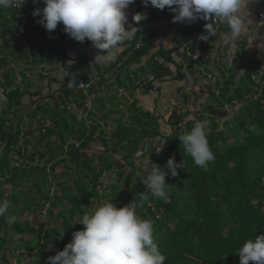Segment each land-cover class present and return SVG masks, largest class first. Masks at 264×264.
Returning a JSON list of instances; mask_svg holds the SVG:
<instances>
[{"label": "trees", "instance_id": "16d2710c", "mask_svg": "<svg viewBox=\"0 0 264 264\" xmlns=\"http://www.w3.org/2000/svg\"><path fill=\"white\" fill-rule=\"evenodd\" d=\"M45 6L42 0H25L0 12V200L9 201L7 215L16 217L12 224L0 217V264H48V258L83 229L78 223L83 213L104 200L118 207L132 202L146 190L142 180L151 171L143 173L134 161L158 139L161 152L151 161L163 168L174 157L184 168L166 178L171 186L166 199L149 197L137 211L153 222L166 264H240L238 249L264 233V73L259 72V61L253 59L256 64L248 65L235 89L230 86L235 85L237 68L224 66L223 82L214 85L220 94L207 85L211 97L193 111H181L190 102L184 93V102L173 107L165 123L156 109H142V115L130 120L112 106L118 90L132 94L131 107L137 110L136 92L150 94L156 82L173 75L169 66L176 64L169 52L160 48L150 54L158 35L153 24L167 19L173 24L170 9L150 6L147 19L135 25L139 33L121 53L122 64L101 68L93 64L91 41L71 44L63 24L49 33L39 23L41 17L33 12ZM220 25L217 20L215 27ZM200 31L201 26L196 27L186 42L185 70L177 67L174 77L179 82L186 81V74L208 80L215 37L202 47L210 51L206 62H186L187 49L193 51L195 41L207 35ZM79 45L87 50L77 51ZM79 80L88 87L80 89ZM237 106L232 117L227 108ZM112 116L116 129L100 134L99 122L107 127ZM118 120L125 124L118 125ZM202 120L208 123L207 138L216 157L207 171L178 140ZM166 128L168 134L162 132ZM97 141L101 149L89 153ZM60 231L66 232L62 240Z\"/></svg>", "mask_w": 264, "mask_h": 264}, {"label": "clouds", "instance_id": "9594fccd", "mask_svg": "<svg viewBox=\"0 0 264 264\" xmlns=\"http://www.w3.org/2000/svg\"><path fill=\"white\" fill-rule=\"evenodd\" d=\"M24 2L25 0H0V12ZM42 2L46 6L43 9L37 8L33 16L41 17L39 23L49 33L55 31L58 24H63V31L70 38L81 43L91 41L98 50L93 64L114 62L115 51L125 41L133 39L140 31L135 25L147 19L144 13H136L132 17V23H129L126 10L136 0ZM143 4L145 8L151 5L159 10L167 7L174 13L173 23L214 19V23L205 24L207 38L216 37L217 20L226 23L229 32L223 36L222 41L226 46L238 40L249 23V16L245 14L246 0H143ZM207 136L208 123L202 120L196 121L190 130L178 137L184 152L205 171L216 160ZM72 142L76 141H70L69 145L75 146ZM143 164L151 169L142 180L146 190L138 193L124 207L105 201L95 210L83 213L78 220L84 226L83 229L74 232L71 242L55 256L49 257L48 264H166L167 257L155 242L153 222L142 218L137 210L144 207L149 197L167 198V190L171 186L166 183V178L176 177L178 169L184 168L183 161L178 164L172 157L161 168L148 156ZM9 208V201L0 200V217H4L7 224H12L16 217L7 215ZM58 233L62 240L66 232ZM236 253L240 264H264V233L255 240L248 239Z\"/></svg>", "mask_w": 264, "mask_h": 264}, {"label": "crops", "instance_id": "0c3cea01", "mask_svg": "<svg viewBox=\"0 0 264 264\" xmlns=\"http://www.w3.org/2000/svg\"><path fill=\"white\" fill-rule=\"evenodd\" d=\"M246 5L247 7L245 10V14L249 16V23L247 25V30L241 35L238 40L233 41L227 46L224 45L222 42L223 36L229 32V29L224 22H221L220 26L224 24L222 27H216V30L219 29L220 31L219 35L212 40L213 55L211 60L207 64V69L208 73L213 77L212 79L207 78L208 80H206L202 76L200 77V75L190 76L188 74H186L185 82H179L174 78L177 76V67H181L182 71L185 70L186 65L182 63V58L186 42L189 41L191 37L190 33H192L193 30L196 29V27L200 26L201 31L205 32V24H207L208 21L200 19L199 21H186L183 23L176 22L170 24L167 19L164 21L155 22L153 24V27H155V29L157 30L158 35L157 41L150 54H153L161 48L170 53V56L173 59V63L176 65L169 66L173 75L170 78L164 80L163 83L156 82V88L153 92H151L150 94H142L141 92L135 93L136 99H138L137 107L150 112H153L156 109V114L158 113L163 115L164 112L168 111L167 109L169 106L171 107L172 105H175V103L171 105L170 102L174 101L177 96H182L184 93L190 95V101L192 100L193 96L196 95L204 96L205 98L203 101L206 102V100L212 95L209 87L208 89L206 88L207 85L212 87V91L216 94L217 92H220V89L215 88L214 85L216 82H223V79L221 78V71L223 70L224 66L231 69L237 68L235 71V78L233 79L235 85L233 87L230 86L231 89H235L237 86H240V81L245 73V69L251 63L256 64L257 60L259 61V72L261 74L264 73V18H259V13H264V0H246ZM150 6L151 5L145 8L143 0H136V2L130 5L126 10L129 23H132V17L137 12H143L146 15L147 10L150 9ZM169 16L170 19L173 20L174 13L171 10L169 11ZM131 40L125 41L123 45L115 51L116 60L114 62L98 65L101 68H104L109 66L111 63L116 62L120 66L122 64L121 62H119L121 61V53L129 47V41ZM69 42L72 44L75 42L77 43L78 41L71 38ZM90 48L94 51L95 55L98 54V50L95 49L92 42L90 43ZM75 49L80 52H85L86 48L85 46L79 45ZM253 59H256V61L253 62ZM144 63L145 60H143L141 65H143ZM69 67H74V65L71 64ZM134 69L135 67L132 66L130 68V72ZM216 74L217 78L214 77ZM181 87L184 89L179 92L178 90ZM40 88H43V86H41ZM202 90L204 91V93H202ZM117 93L118 96L114 97L115 101L112 103V106L119 107V109H121L122 112L125 113V117H127V113L129 111L128 109L133 99L129 96L128 92L125 93L121 90H118ZM160 99L161 102L159 103ZM111 108L112 107H109L108 110H110ZM29 109L30 107L27 109V111ZM173 110V107L169 109V111L171 112ZM26 113L27 112H25L24 114ZM115 118L116 116H112V120H109L108 122L114 124L113 119ZM99 124L103 125L104 122H99Z\"/></svg>", "mask_w": 264, "mask_h": 264}, {"label": "rangeland", "instance_id": "374dc122", "mask_svg": "<svg viewBox=\"0 0 264 264\" xmlns=\"http://www.w3.org/2000/svg\"><path fill=\"white\" fill-rule=\"evenodd\" d=\"M201 33H202V31H200ZM215 78H217V74L214 76ZM114 78V77H113ZM113 78H112V80H113ZM114 82V81H113ZM116 82H114V84H115ZM217 90V89H216ZM128 93H130V92H128ZM217 94H220V92L218 93L217 92ZM131 93L129 94V96L131 97ZM204 96H193V98H192V100L188 103V104H184L183 106H182V108H181V111L182 112H186L187 110H191V111H193V110H195V109H197L198 108V103H205L203 100H204ZM179 101H183L182 100V96H177V98L174 100V101H171L170 102V104L172 105L173 103H175V105L174 106H176V105H178V103H179ZM161 102V99L159 100V103ZM184 102V101H183ZM173 105L170 107V108H172V107H174ZM168 107V111H166V112H164V114H163V116L161 117V119L162 120H164V123H165V117L168 115L169 116V114H170V112L171 111H169V108ZM228 109V111L231 113V115H232V117L237 113V110H238V107L237 108H235L234 110H233V108H227ZM129 111H128V113H127V117H128V119H130V120H132V119H134V118H136V117H139L140 115H142V112H143V110H142V108H138L137 107V110H135V107L133 108V107H131V105H130V107H129V109H128ZM121 111V110H120ZM158 116V115H157ZM167 116V117H168ZM231 118V117H230ZM188 119H190V117H188ZM126 121V120H125ZM117 122V124L118 125H122V120H118V121H116ZM127 122V121H126ZM123 124H125V123H123ZM162 124V123H161ZM124 127H126V126H124ZM114 128L116 129V127H115V125L113 124V123H110L107 127L106 126H104V125H101V127H100V134H104V133H111L113 130H114ZM166 132H164V131H162L163 133H167L168 134V132H167V128H166V130H165ZM97 135L99 136V134L97 133ZM158 142H160V139H158L157 140V142L156 143H154L155 144V146L153 145V150L151 149L150 150V152H148L147 154L145 153V150H141L139 153L142 155V154H144L143 156H139V155H137V157H136V159H135V165L138 167V168H140L142 171H143V173H148V171H149V169L147 168V167H145L144 166V164H143V161L148 157V156H150V160L155 156V155H157V154H160V152H161V148L159 147V145H158ZM144 147H146L147 148V145L146 146H144ZM92 149V150H91ZM101 148H100V142H94L93 143V145L90 147V149L88 150V152L89 153H94V152H97V151H99ZM116 158L118 159V160H121V157H120V155H117L116 156ZM141 173V172H140ZM5 189H9L10 190V187H5ZM108 193V192H107ZM106 193V194H107ZM106 201H108V202H111L110 200H106ZM103 202H105V200L104 201H101L100 202V204L101 203H103ZM38 220H40V219H37L36 221H38ZM17 240V239H16ZM49 249H54V246L53 245H50L49 246ZM13 264H15V261H14V263Z\"/></svg>", "mask_w": 264, "mask_h": 264}, {"label": "built area", "instance_id": "2783aa9c", "mask_svg": "<svg viewBox=\"0 0 264 264\" xmlns=\"http://www.w3.org/2000/svg\"><path fill=\"white\" fill-rule=\"evenodd\" d=\"M260 18H264V13L260 12L259 13ZM217 22V21H216ZM215 22V23H216ZM209 43V38H207V36L205 37H199L195 43L193 44V46L191 48H193V51L191 49H187L186 51V62L189 63H193V65H196V62L201 59L203 62H206L209 55H210V51L202 50L203 45H208ZM141 47L140 44H138L136 46V49H139ZM208 79H212L211 74L208 75ZM88 87V85H86L84 82H82L81 80H79V88L80 89H86ZM73 145H75V147H78L80 144L78 142H72Z\"/></svg>", "mask_w": 264, "mask_h": 264}]
</instances>
